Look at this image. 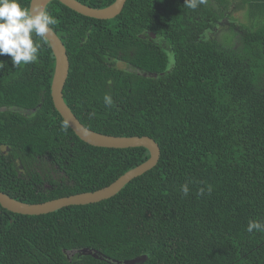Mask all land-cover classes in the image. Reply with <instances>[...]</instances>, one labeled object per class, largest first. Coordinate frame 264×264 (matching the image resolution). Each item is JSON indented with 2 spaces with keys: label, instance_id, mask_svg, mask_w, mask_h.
<instances>
[{
  "label": "trees",
  "instance_id": "1",
  "mask_svg": "<svg viewBox=\"0 0 264 264\" xmlns=\"http://www.w3.org/2000/svg\"><path fill=\"white\" fill-rule=\"evenodd\" d=\"M78 1L102 9L116 0ZM19 2L30 10L31 0ZM241 8L248 26L229 21ZM45 11L69 55L64 98L73 113L104 135L151 137L161 158L99 203L41 216L0 204V264L143 256L140 264H264V232L247 231L250 220L264 221V0H207L196 9L185 0H127L111 20L59 1ZM33 39L35 63L15 68L0 55V191L40 204L105 188L146 162L145 148L91 146L63 127L52 48ZM85 248L105 258L69 259Z\"/></svg>",
  "mask_w": 264,
  "mask_h": 264
},
{
  "label": "water",
  "instance_id": "2",
  "mask_svg": "<svg viewBox=\"0 0 264 264\" xmlns=\"http://www.w3.org/2000/svg\"><path fill=\"white\" fill-rule=\"evenodd\" d=\"M53 1H59L61 4L74 12L97 20H111L116 18L122 13L127 3V0H116L108 7L96 9L82 4L78 0H31L30 11L33 9L45 11L48 4ZM48 41L56 60L55 72L51 86L52 99L56 110L64 121L68 122L71 130L82 141L91 146L110 149L145 148L150 152V158L141 165L126 172L115 182L105 188L94 192H85L58 198L40 204L25 203L0 191V204L3 208L12 213L26 216L47 215L67 207L99 203L115 197L133 180L153 170L159 164L161 158V149L159 144L149 136L117 137L104 135L87 128L77 118L71 108L67 105L64 98V89L70 73V60L67 48L62 39L52 28ZM82 250L83 252L81 253H84V255H93V250L91 249L85 248ZM94 252L97 253V251ZM143 257L146 258V256ZM140 258L126 261L125 264H137L141 261Z\"/></svg>",
  "mask_w": 264,
  "mask_h": 264
},
{
  "label": "clouds",
  "instance_id": "3",
  "mask_svg": "<svg viewBox=\"0 0 264 264\" xmlns=\"http://www.w3.org/2000/svg\"><path fill=\"white\" fill-rule=\"evenodd\" d=\"M207 0H185V6L196 9L206 4ZM57 23L56 19L43 10H29L22 7L19 0H0V55L8 54L15 68L22 64L35 63L41 47L39 42L34 43L33 36L38 40L48 41L52 25ZM104 104L106 107L114 106L111 95L105 94ZM63 127L67 129L69 124L64 122ZM184 195H188L189 187L181 186ZM203 189L200 190L203 194ZM264 232V221L250 220L247 231Z\"/></svg>",
  "mask_w": 264,
  "mask_h": 264
},
{
  "label": "rangeland",
  "instance_id": "4",
  "mask_svg": "<svg viewBox=\"0 0 264 264\" xmlns=\"http://www.w3.org/2000/svg\"><path fill=\"white\" fill-rule=\"evenodd\" d=\"M244 10H246V11H248L247 9H245V8H241V10L240 11H237V12H234L233 13V17L236 19H230L229 21L230 22H233L234 24H236V22H238L239 24H245L246 26H248V25H250L251 24V22H252V20H250V17H249V11L248 12H245ZM248 17H249V19H248ZM247 19H248V23H247ZM259 22V21H258ZM257 22H255L254 23V26L255 27H257ZM226 32H228V33H230L229 31H226ZM232 34V33H231ZM224 33L222 32V31H218L217 32V35H215V39H217V40H219L220 42H222V41H224ZM124 67V69L125 70H128V71H132V72H135V70L133 69V68H131L130 66H123ZM123 67H121V68H123ZM17 109V108H16ZM19 110V109H18ZM21 112L23 113V114H25V115H29L31 112H29V111H26V110H21ZM81 252H83V250L82 251H79V250H75V251H73V252H67V255H68V257H69V259L71 260V261H75L77 258H79L80 256H82V255H84V253H81ZM92 254L95 256V257H97V258H99V259H104L105 257H103L101 254H99V252H94V251H92ZM146 258H144V257H141L140 258V260L141 261H139L137 264H140V263H143L144 262V260H145ZM123 264H125V262L123 263Z\"/></svg>",
  "mask_w": 264,
  "mask_h": 264
},
{
  "label": "crops",
  "instance_id": "5",
  "mask_svg": "<svg viewBox=\"0 0 264 264\" xmlns=\"http://www.w3.org/2000/svg\"><path fill=\"white\" fill-rule=\"evenodd\" d=\"M248 11H249V9L248 8H246ZM245 12H248V11H246V10H244Z\"/></svg>",
  "mask_w": 264,
  "mask_h": 264
}]
</instances>
